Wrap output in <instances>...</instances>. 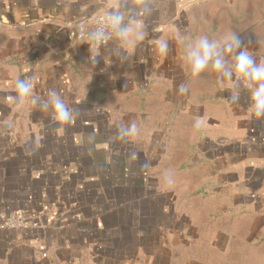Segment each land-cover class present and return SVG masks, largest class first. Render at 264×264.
Here are the masks:
<instances>
[{
	"label": "crops",
	"instance_id": "obj_1",
	"mask_svg": "<svg viewBox=\"0 0 264 264\" xmlns=\"http://www.w3.org/2000/svg\"><path fill=\"white\" fill-rule=\"evenodd\" d=\"M114 8L143 41L68 38ZM231 33L264 62V0H0V264H264V117L239 73L186 61L198 36ZM52 90L71 123L41 107ZM17 207L40 226L4 227Z\"/></svg>",
	"mask_w": 264,
	"mask_h": 264
},
{
	"label": "clouds",
	"instance_id": "obj_2",
	"mask_svg": "<svg viewBox=\"0 0 264 264\" xmlns=\"http://www.w3.org/2000/svg\"><path fill=\"white\" fill-rule=\"evenodd\" d=\"M147 11V9H145ZM115 36L119 41L135 45L143 41L147 35L142 23L137 22L135 16L129 15L126 10L114 8L108 11L105 21L94 30L88 33V39L99 46L103 42ZM159 53L167 55L169 45L166 40L157 43ZM95 57L90 60L95 63ZM227 57H234V62L229 65ZM186 61L190 65L193 75H199L209 68L214 70L220 77L227 81H233L234 72L247 82L250 89V100L252 101L253 115L257 118L264 117V62L257 63L251 52L242 45L237 33H231L222 39H210L207 35H200L186 47ZM17 90V102L30 98L33 95L34 85L29 80L17 79L15 84ZM237 85L233 83L235 89ZM188 89L184 84L178 88L180 94L187 93ZM239 99L238 92H234L231 100L233 103ZM36 104L35 99L32 100ZM44 110H51L54 119L68 124L76 118V111L70 109L62 96L52 90L48 99L41 105ZM138 126L135 122L122 126L117 137L124 140L126 137L136 135ZM164 180L172 183V176L169 170H165Z\"/></svg>",
	"mask_w": 264,
	"mask_h": 264
},
{
	"label": "built area",
	"instance_id": "obj_3",
	"mask_svg": "<svg viewBox=\"0 0 264 264\" xmlns=\"http://www.w3.org/2000/svg\"><path fill=\"white\" fill-rule=\"evenodd\" d=\"M105 18L106 14L97 17L90 25H83L74 30H71L68 33V38L70 40L82 39L92 42L88 39V33L94 30L96 27L100 26L105 21ZM107 41L103 42L102 44L106 43ZM2 225L13 230L37 228L40 226V218L37 214L31 212L26 208L17 207L7 215L5 220L2 222ZM42 256L45 257L46 253H43Z\"/></svg>",
	"mask_w": 264,
	"mask_h": 264
},
{
	"label": "water",
	"instance_id": "obj_4",
	"mask_svg": "<svg viewBox=\"0 0 264 264\" xmlns=\"http://www.w3.org/2000/svg\"><path fill=\"white\" fill-rule=\"evenodd\" d=\"M109 10H104V11H100L98 13H96L95 15L91 16V17H86V18H83V19H79V20H75L73 21L72 23L70 24H67V33H69L71 30H74L80 26H83V25H90L93 23V21L99 17V16H102L104 14H107Z\"/></svg>",
	"mask_w": 264,
	"mask_h": 264
}]
</instances>
